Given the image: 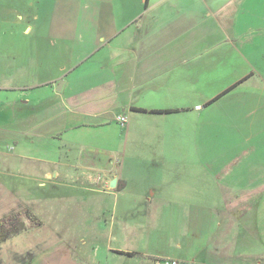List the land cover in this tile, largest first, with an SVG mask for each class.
Returning <instances> with one entry per match:
<instances>
[{
    "label": "crops",
    "instance_id": "1",
    "mask_svg": "<svg viewBox=\"0 0 264 264\" xmlns=\"http://www.w3.org/2000/svg\"><path fill=\"white\" fill-rule=\"evenodd\" d=\"M11 1L10 13L25 28L17 31L13 45L0 48V155L7 152L2 161L50 166L45 180L53 187L86 174L73 189L79 198L110 200L101 205L108 213V240L122 235L119 224L127 226L130 208L160 215L179 209L203 222L229 207L238 212L237 220L251 213L245 233L254 235V246L264 242V223H259V212L264 213V0ZM118 117L126 118L123 126ZM217 117L225 129L244 133V143L234 140L235 156L211 175L219 160H195L194 150ZM241 124L247 127L243 132ZM6 139L13 145L3 143ZM235 168L256 184L234 185L229 178ZM212 182L224 208L211 202ZM5 191L0 183V194ZM195 193L207 206L188 211L184 202ZM237 193L245 203L230 201ZM129 195L137 196L131 207ZM55 198L41 203L48 208ZM118 214L127 216L117 220ZM226 230L212 239L221 251L219 262L264 264V250L258 248L249 255L223 254L227 243L219 239ZM235 236L228 245H237L239 232ZM210 240L204 234L199 254L186 249L184 263L207 264ZM108 250L112 261L127 257L119 252L132 253ZM141 258L151 264L166 260ZM29 264L86 262L60 240ZM90 264L101 263L90 259Z\"/></svg>",
    "mask_w": 264,
    "mask_h": 264
},
{
    "label": "rangeland",
    "instance_id": "2",
    "mask_svg": "<svg viewBox=\"0 0 264 264\" xmlns=\"http://www.w3.org/2000/svg\"><path fill=\"white\" fill-rule=\"evenodd\" d=\"M10 2L12 1L0 0L2 4L0 7V48L2 49L13 45L17 31L25 28V23L16 21L12 13H10ZM218 121L219 118L217 117L213 123L214 126L210 125L209 128L204 130L203 138L196 141L194 150L195 160L200 159L204 163L219 160V164L210 167L211 175L212 173L215 175L216 170L222 164L229 163L235 156L233 151L234 140L244 143L242 139L244 133H238L236 129L233 131L227 130ZM246 128V126L241 124L240 129L242 132ZM8 141L6 139L3 143L12 144L11 142L8 143ZM20 147L24 148V143L19 144ZM18 152H20L19 149ZM5 154L7 152L3 149L0 155V183L3 185L4 190L7 191L0 194V221L8 219L14 214H23L25 210H29L41 220L42 224L39 227L33 226L23 217L27 225V231L0 245V264H29L38 255L47 253L60 240L69 242L76 256L83 257L86 264H90V259L100 261L101 264H151V262H144L141 258L142 255H162L164 256L163 259H166L164 261H154L153 264H166L167 262L169 264H185L183 258L186 254V249L196 250V254H199L198 251L202 248L201 242L204 234L211 237V243L208 248L206 247L205 251L207 264H224L219 262L221 251L217 252V247L219 248L217 241L212 244V239H217L221 233H224V228L228 230H226L223 238L219 239V241L223 239L227 243V247L223 249V254L239 256L256 252L257 248L258 252L264 250L263 241L258 240L257 245L254 246V235L245 233L249 232V230L246 231L244 226H252L251 213L242 218V220H237L236 213L238 212L234 210L235 208L229 207L227 209H231L230 211L226 210L223 211L224 213L215 215L213 213L208 214L209 218L207 217L203 222L198 220V215H186L179 209L174 214H166L164 212L160 215L149 210H147L149 213H141L134 208H130L131 211L126 213L128 214L126 219L128 221L127 226L123 228V224H119V233L122 235H119L118 238L114 235L113 241L108 240L104 228L108 213L106 206L101 205L110 203V200L106 196L103 199L85 195L79 198L73 189V187L81 183L79 180L84 183L86 174L79 172V177L76 181L67 179L64 182L65 187H53L45 180V174L50 171V166L28 162H25L27 164L23 163V165L15 166L10 160L4 159L2 161V158L6 156ZM238 174L237 168H235L234 173L229 178V181L234 185L246 183V188H252L256 184L250 183L251 179L248 178L247 174L242 176H238ZM43 183H46L47 186L41 187L40 185ZM138 192L140 193L139 190ZM208 193L212 203H219L221 208L225 207V203H222V199L214 189L213 182ZM50 195H54L57 198L53 201L51 200L48 208H46L47 206L44 207L41 200H45ZM231 196L230 201L234 200L239 204L240 202L245 203L246 198L243 195L237 193ZM136 197L129 195L130 207L133 206L132 202L135 201ZM206 200L198 198V194L195 193L194 198H187L184 203H186L185 206L188 211L192 206H195V210L198 209L200 211L203 210L200 207L205 208L207 206L204 203ZM177 201L180 200L177 199ZM79 207L83 208L84 211L88 210V214H75L74 211ZM206 213L207 210L203 212V214ZM122 216L127 215L118 214L116 215L117 220H122ZM204 216L206 218L207 215ZM238 216H243V212ZM100 222L101 224H99ZM220 222L225 223V225H222V230L219 227ZM259 223H264L263 210L261 213L259 212ZM102 225L103 227H101ZM234 225L236 229L234 230L233 228L232 230ZM239 226L241 231H238L240 236L238 237L237 245H228L232 236L236 237L235 234L238 233L237 228ZM94 229H97V234H94L96 232ZM79 230L81 233H78ZM82 239H84V243H81ZM249 239L252 240L251 245H249ZM192 242L193 245L191 246ZM233 242H235L234 239ZM109 248H122V250L137 252L141 255L138 254L135 258L125 257L122 260L114 258V261H112ZM171 257L175 260H170L169 258ZM115 260L119 261L116 262ZM199 264H204V262H199Z\"/></svg>",
    "mask_w": 264,
    "mask_h": 264
},
{
    "label": "trees",
    "instance_id": "3",
    "mask_svg": "<svg viewBox=\"0 0 264 264\" xmlns=\"http://www.w3.org/2000/svg\"><path fill=\"white\" fill-rule=\"evenodd\" d=\"M140 112H144L139 110ZM23 217L33 226H41V220L31 211L25 210L23 214H14L8 219L0 221V245L6 241L16 238L27 231V225ZM119 255L135 258L138 253H117Z\"/></svg>",
    "mask_w": 264,
    "mask_h": 264
},
{
    "label": "built area",
    "instance_id": "4",
    "mask_svg": "<svg viewBox=\"0 0 264 264\" xmlns=\"http://www.w3.org/2000/svg\"><path fill=\"white\" fill-rule=\"evenodd\" d=\"M117 122L120 124V125H124L126 123V118L125 117H118L117 118ZM166 264H169L168 262ZM173 264H176V263H173Z\"/></svg>",
    "mask_w": 264,
    "mask_h": 264
},
{
    "label": "water",
    "instance_id": "5",
    "mask_svg": "<svg viewBox=\"0 0 264 264\" xmlns=\"http://www.w3.org/2000/svg\"><path fill=\"white\" fill-rule=\"evenodd\" d=\"M60 86H61V83H60ZM115 185H116V180L114 179V180L111 181L110 187L113 188V187H115Z\"/></svg>",
    "mask_w": 264,
    "mask_h": 264
}]
</instances>
